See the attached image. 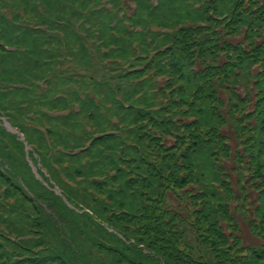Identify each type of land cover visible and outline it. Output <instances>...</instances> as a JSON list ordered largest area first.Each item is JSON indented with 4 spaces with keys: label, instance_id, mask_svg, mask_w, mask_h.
<instances>
[{
    "label": "trees",
    "instance_id": "obj_1",
    "mask_svg": "<svg viewBox=\"0 0 264 264\" xmlns=\"http://www.w3.org/2000/svg\"><path fill=\"white\" fill-rule=\"evenodd\" d=\"M0 117V264H264V0H0Z\"/></svg>",
    "mask_w": 264,
    "mask_h": 264
}]
</instances>
